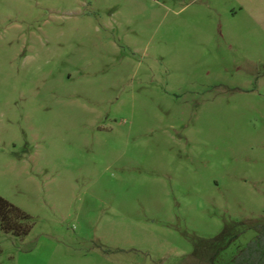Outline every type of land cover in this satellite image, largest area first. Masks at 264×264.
<instances>
[{"label": "rangeland", "instance_id": "1", "mask_svg": "<svg viewBox=\"0 0 264 264\" xmlns=\"http://www.w3.org/2000/svg\"><path fill=\"white\" fill-rule=\"evenodd\" d=\"M0 196L33 222L0 264H230L264 220V0H0Z\"/></svg>", "mask_w": 264, "mask_h": 264}, {"label": "trees", "instance_id": "2", "mask_svg": "<svg viewBox=\"0 0 264 264\" xmlns=\"http://www.w3.org/2000/svg\"><path fill=\"white\" fill-rule=\"evenodd\" d=\"M33 228L31 217L0 196V230L16 237L28 236ZM256 236L231 260L230 264H264V220L250 225Z\"/></svg>", "mask_w": 264, "mask_h": 264}, {"label": "crops", "instance_id": "3", "mask_svg": "<svg viewBox=\"0 0 264 264\" xmlns=\"http://www.w3.org/2000/svg\"><path fill=\"white\" fill-rule=\"evenodd\" d=\"M225 1L229 2L230 0H225ZM260 1L261 0H232V3H236L239 6V8H247L250 10H254V8H257V4L260 3Z\"/></svg>", "mask_w": 264, "mask_h": 264}]
</instances>
